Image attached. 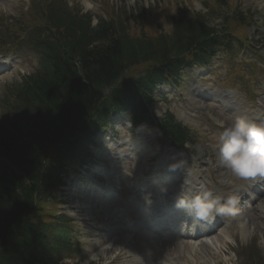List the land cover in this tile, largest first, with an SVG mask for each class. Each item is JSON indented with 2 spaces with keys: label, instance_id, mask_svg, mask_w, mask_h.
<instances>
[{
  "label": "trees",
  "instance_id": "trees-1",
  "mask_svg": "<svg viewBox=\"0 0 264 264\" xmlns=\"http://www.w3.org/2000/svg\"><path fill=\"white\" fill-rule=\"evenodd\" d=\"M100 32L114 37L110 27ZM192 42L194 35L187 30L176 40L179 48ZM110 43L86 52L80 63L69 58L50 63L33 79L17 107L16 114L25 120L18 122L12 113L0 122V264H62L53 224L47 227L24 219L37 209L36 200L50 195L49 188L57 183L54 171L44 168V159L53 154L65 157L74 134L89 124L86 114L97 108L104 88L116 83L125 68L166 59L167 43L136 45L125 35ZM128 89V82L117 83L112 94L116 91L118 97ZM50 244L54 256L49 259L44 249Z\"/></svg>",
  "mask_w": 264,
  "mask_h": 264
},
{
  "label": "clouds",
  "instance_id": "clouds-1",
  "mask_svg": "<svg viewBox=\"0 0 264 264\" xmlns=\"http://www.w3.org/2000/svg\"><path fill=\"white\" fill-rule=\"evenodd\" d=\"M92 0H82V12L94 10ZM223 127L218 148V158L231 174L237 177L264 174V122L255 123L245 116L237 117L230 126ZM211 194L205 193L204 198L197 196L193 208L198 216L206 217L215 212L227 213L224 207H217L218 201L210 199Z\"/></svg>",
  "mask_w": 264,
  "mask_h": 264
},
{
  "label": "rangeland",
  "instance_id": "rangeland-1",
  "mask_svg": "<svg viewBox=\"0 0 264 264\" xmlns=\"http://www.w3.org/2000/svg\"><path fill=\"white\" fill-rule=\"evenodd\" d=\"M21 0H0V20L4 19L9 20V17L15 18L17 17V15L20 13V8L18 6V4L20 3ZM126 0H124L125 2ZM136 1L135 3L131 2V5L133 6H140V5H145L147 6V1L150 0H134ZM22 56V60L23 62H25L24 65L20 66L19 70H17L15 73H12V75H9L8 77H1L0 78V88L1 85L5 83V81H9L11 79H13V75L15 74H19L20 71H29L33 68L34 66V60H35V55L32 54V52H23L21 54ZM15 78V77H14ZM4 94H7L4 92V89L1 88L0 89V113L4 110L3 105L5 104L7 97L4 96ZM264 95V93H263ZM155 113L157 112V108L153 110ZM164 114V112L162 113ZM227 122V121H226ZM68 187L64 188L62 187L61 190L63 191V194L66 195V197L68 198L67 201V205L64 206H58V204L56 205V203L54 202L52 204V206L48 205V207L45 208L46 212L53 207V213L55 214V212L59 213V208H65V206H68L65 208V210L67 212H74L71 210V206H70V202L72 198H75L77 195V192L75 190V187H71L74 182H69L67 183ZM71 194V195H70ZM58 195V194H57ZM59 199L62 198V195H58ZM66 203V202H65ZM54 205V206H53ZM57 210V211H56ZM61 211L63 212V210L61 209ZM86 210L82 209V212H77V217H83V213L86 212ZM82 216H79L81 215ZM96 214V213H95ZM94 213H92V216H94L96 218ZM250 219L252 221H255V223L253 225H251V227H249V230L251 232V234L255 233L256 237H259L261 239V241H264V219L258 216V214H253L250 215ZM84 225L86 227H88V225L86 223H84ZM78 228L81 227L80 223H77ZM258 226V227H257ZM82 228V227H81ZM252 229V230H251ZM223 241V238H222ZM118 243H121L122 240L117 241ZM107 244V243H106ZM213 248H208L207 249H200L196 252V254H194L192 257H194L195 261H199L198 264H222L226 261V255L224 254V248L222 246V244H220L219 242H217L216 244L213 243ZM109 249L108 251H102L101 253L97 256L96 254H92L90 256H87L86 258H84V260L81 259H76L74 258L72 261L76 262V264H91L93 263V261L96 259L97 261H100V264H108V263H112V259L113 257L111 256L112 254H114L115 249L114 246L111 245L109 248H104ZM76 259V260H75ZM71 262V264L73 263ZM99 264V263H97Z\"/></svg>",
  "mask_w": 264,
  "mask_h": 264
},
{
  "label": "bare ground",
  "instance_id": "bare-ground-1",
  "mask_svg": "<svg viewBox=\"0 0 264 264\" xmlns=\"http://www.w3.org/2000/svg\"><path fill=\"white\" fill-rule=\"evenodd\" d=\"M262 209H264V207H263ZM127 251H129V252H131V254H133V256H132V259H133V260H139L138 258H136V255H135L131 250L128 249ZM97 253H98V252H97ZM97 253H96V254H97ZM117 264H120V262H118Z\"/></svg>",
  "mask_w": 264,
  "mask_h": 264
}]
</instances>
